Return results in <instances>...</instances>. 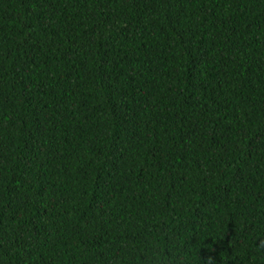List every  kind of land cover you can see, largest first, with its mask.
I'll list each match as a JSON object with an SVG mask.
<instances>
[{"label":"trees","instance_id":"1","mask_svg":"<svg viewBox=\"0 0 264 264\" xmlns=\"http://www.w3.org/2000/svg\"><path fill=\"white\" fill-rule=\"evenodd\" d=\"M264 0H0V264H264Z\"/></svg>","mask_w":264,"mask_h":264},{"label":"clouds","instance_id":"2","mask_svg":"<svg viewBox=\"0 0 264 264\" xmlns=\"http://www.w3.org/2000/svg\"><path fill=\"white\" fill-rule=\"evenodd\" d=\"M257 247L264 249V239L260 240L257 243ZM204 264H215V260L212 256H208L205 260H204Z\"/></svg>","mask_w":264,"mask_h":264}]
</instances>
